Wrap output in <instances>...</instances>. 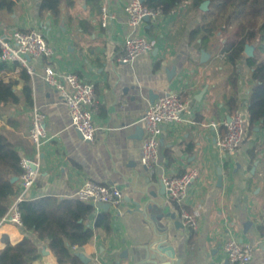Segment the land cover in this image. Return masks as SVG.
Instances as JSON below:
<instances>
[{"label":"crops","instance_id":"obj_1","mask_svg":"<svg viewBox=\"0 0 264 264\" xmlns=\"http://www.w3.org/2000/svg\"><path fill=\"white\" fill-rule=\"evenodd\" d=\"M98 1L77 0L59 22L40 17L41 0H16L14 12L0 11V35L14 29H38L55 49L51 59L32 60L33 104L46 114L47 139L35 185L25 192V199L76 197L77 188L88 180L122 190L123 203L108 210L110 233L95 227L98 215L106 211L95 204L88 220L95 231L92 239L72 249L81 264H147L158 242L173 247L180 264H228L224 243L230 235L255 245L249 264H264V129L248 127L232 158L224 157L218 145L226 133L224 121L231 115L228 102L235 91L239 109L249 122V66L245 61L239 64L235 90L229 80L231 65L224 55L199 47L192 39L191 31L203 18L204 9L196 10L185 2L156 21L146 19L132 26L124 10L131 0ZM104 3L116 15L107 27L100 23ZM130 35L147 36L154 48L132 63H120L117 57ZM259 51L264 54V35ZM2 64L5 80H16L22 97V67ZM49 64L60 75L72 71L94 84L92 142L73 127L60 93L45 81ZM171 92L186 102L190 119L161 124L158 160L149 171L141 162L144 115L151 100ZM30 106L21 101L0 107V132L21 154L34 155L28 139ZM191 167L198 170V177L189 187L186 206L200 210L196 230L183 223L163 184L170 173L180 174ZM25 237L38 247L29 264H59L48 239H39L33 230L10 222L0 228V249L8 241L16 244Z\"/></svg>","mask_w":264,"mask_h":264},{"label":"trees","instance_id":"obj_2","mask_svg":"<svg viewBox=\"0 0 264 264\" xmlns=\"http://www.w3.org/2000/svg\"><path fill=\"white\" fill-rule=\"evenodd\" d=\"M98 3V0H89ZM191 2L196 10H203V18L191 31V37L199 47L219 51L231 65L230 83L236 90L239 64L245 61L250 68L252 82L248 101L249 122L247 128L256 125L264 129V54L259 46L264 35V0H144L148 7L161 10L163 15L173 13L185 2ZM77 0H41L40 17H49L54 22L63 18L67 9L73 8ZM16 0H0V11L14 12ZM247 46L255 50L253 55L245 52ZM1 52V48H0ZM4 66L0 61V107L25 101L33 105L31 76L22 67L21 79L24 81L22 97L17 92L16 80H5ZM231 114L239 108L236 91L230 96ZM23 172L21 153L14 143L0 132V217L4 216L17 194L18 182L12 177ZM177 209L181 204L175 202ZM93 202L78 197L58 198L41 197L24 199L19 203L22 212L23 227L33 230L39 239H48V246L57 257L59 264H81L79 256L73 252L90 241L95 233L88 225L90 215L95 211ZM112 215L103 211L96 219L95 227H101L108 233L112 231ZM38 247L30 237L16 244L9 241L0 249V264H29V258L35 256Z\"/></svg>","mask_w":264,"mask_h":264},{"label":"built area","instance_id":"obj_3","mask_svg":"<svg viewBox=\"0 0 264 264\" xmlns=\"http://www.w3.org/2000/svg\"><path fill=\"white\" fill-rule=\"evenodd\" d=\"M142 0H131L125 5L128 15V23L137 26L146 19L156 21L162 12L159 9L146 6ZM109 7L104 3L101 7L100 23L107 27L109 21L115 19ZM154 41L145 35H130L124 41V52L117 57L120 63H132L139 55L151 52ZM0 61L17 63L34 73L32 60L34 58L51 59L55 55V49L49 44L44 34L38 29L23 31L14 29L6 36L0 35ZM45 81L55 88L66 103L73 127L85 140L92 142L95 139L96 128L93 124V109L96 102V91L93 83L84 81L77 73L67 72L58 74L55 68L49 64L45 67ZM31 121L28 129V139L35 148L34 155L21 154V166L23 172L16 182L20 186V192L11 203L8 212L0 217V228L10 222L19 226L23 225L22 212L19 203L25 199V192L33 187L36 182L38 169L41 164V148L47 139L46 114L36 104L30 106ZM191 110L177 92L158 96L150 101L144 115L145 130L141 162L147 170L152 171L158 160L161 124L181 123L190 119ZM226 133L218 145L224 157L232 158L237 154L247 133V118L241 109H236L228 120L224 121ZM198 177V170L189 168L183 173H170L163 179V183L170 199L181 204L179 216L185 225L196 230L200 224L199 208L190 210L186 206L189 187ZM76 197L81 200L97 203H109L110 206H118L124 201V194L118 187L85 181L76 190ZM264 217V207H263ZM224 250L228 264H249L254 256L255 245L250 241H241L234 235H230L225 243Z\"/></svg>","mask_w":264,"mask_h":264},{"label":"water","instance_id":"obj_4","mask_svg":"<svg viewBox=\"0 0 264 264\" xmlns=\"http://www.w3.org/2000/svg\"><path fill=\"white\" fill-rule=\"evenodd\" d=\"M207 6H208V3L205 2L202 4L201 8L205 10L207 9ZM245 52L248 55H253V48L250 46H247L245 49ZM17 179H18V176L12 177V181H16ZM97 206L105 209L106 211H108L110 208L109 203H97ZM178 223H180V220L176 221V224ZM147 260H148L147 264H180L181 263L179 258H175V251L173 247L165 246L161 242H158L152 248L151 252L148 254Z\"/></svg>","mask_w":264,"mask_h":264},{"label":"rangeland","instance_id":"obj_5","mask_svg":"<svg viewBox=\"0 0 264 264\" xmlns=\"http://www.w3.org/2000/svg\"><path fill=\"white\" fill-rule=\"evenodd\" d=\"M186 3H190L189 5H192L191 2H186Z\"/></svg>","mask_w":264,"mask_h":264}]
</instances>
